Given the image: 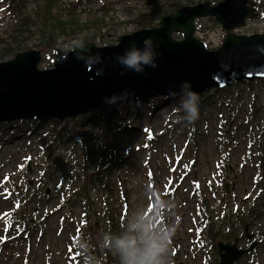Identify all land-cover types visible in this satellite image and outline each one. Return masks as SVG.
<instances>
[{
	"label": "rangeland",
	"instance_id": "rangeland-1",
	"mask_svg": "<svg viewBox=\"0 0 264 264\" xmlns=\"http://www.w3.org/2000/svg\"><path fill=\"white\" fill-rule=\"evenodd\" d=\"M70 3L73 0H67ZM223 0H193V3L210 2L211 4H218ZM150 0H74L72 5H77L80 9V23L82 25H90L95 19L103 21V25L100 30L92 28L89 32L82 31L70 39V43L64 42L60 49H66L67 47H83L86 42V35H94L96 40L102 45L115 44L124 36L131 35L135 32L141 31L140 24H129L139 18L140 14L148 15L150 11L157 9L156 6H149ZM184 6L187 5V1H183ZM109 7L111 11L105 13L102 9ZM34 5L28 6V12H32ZM253 9L259 11V16L255 20L256 22L249 21L248 25L242 29V32L246 35L264 32V0H256L253 5ZM128 23V24H127ZM201 24L212 25L213 20H202ZM17 27V21L12 15L4 14L0 17V57H4L5 61L14 58V52L17 49L7 52L3 50L7 43H11L9 35L13 33ZM39 44V38L36 37L25 43L26 49H34ZM51 53H44L43 65L41 69H50L53 65ZM47 61V62H45ZM236 88L230 94L226 95L230 98L233 104H244L251 101V93H255L259 96L257 101L258 116L257 119L264 120V87L254 86V91H250L249 88ZM224 96H219L213 100L214 106L211 107L210 119L213 132L208 137L204 150L208 154V157L202 152L195 159V172L191 177H188V181L199 180L202 178L208 179L209 166L212 169V160L217 159L216 152L213 151V142L215 141L214 129L215 123L218 121L219 113H224L226 110L223 108L216 109V104L223 103ZM151 102V101H150ZM173 104L164 110V112H154L148 109L147 105L142 104H128L127 108L122 109V106L110 112L98 110L96 114L80 117L78 120L66 121L50 124H39L34 130L30 125L22 124H10L7 126L0 125V188L8 189L13 192H26L27 183L30 180L32 187H37L38 183L45 190L49 191L48 199L41 206L38 202H34L32 205H28V201L22 204V208L32 207L35 210L31 213L27 209V217L31 218L33 225L36 220L37 229L28 239L13 240L9 239L5 242V245L0 249V259L4 264H73L71 260L72 250L67 249V246L71 247L73 235L75 233V224L68 222H62L59 224V220L66 214L77 216L78 222L83 221V206L81 203L77 204L70 209L60 210L54 214H50L49 218L41 224L40 219L45 215V211L55 209L62 203L60 189H76L77 181H83L85 176H89L91 172H99L112 162H119L122 165L119 167L117 177L112 179L107 194H112V200L108 202L112 211H121L123 207V201L121 197L122 189L126 191L129 198V214L131 222L135 224L142 216L149 202V193L147 187L150 182L155 184V187L159 184L162 189L163 183L165 184V177L168 176L169 165L164 158L160 155V148L156 146L161 142V152L167 153L171 150H175L176 145L181 147L182 143L190 137L185 128H170L165 132V122L169 123L176 117L175 105L182 106L180 100H172ZM144 104H148L144 103ZM183 109V108H182ZM245 107L242 106L241 114L245 113ZM178 117V116H177ZM175 118V120L177 119ZM129 120V123L127 122ZM160 119V120H159ZM174 120V122H175ZM19 130H17V128ZM244 129H239L240 138L244 137ZM190 132V131H189ZM87 133V134H85ZM136 134L137 136L129 134ZM85 134V135H84ZM149 135L155 137V143L152 144L155 148L149 146L144 149V142ZM58 136V137H57ZM56 138H59V145L55 148L57 152L62 151L65 155V165L61 171L50 170L52 162L50 155L45 152L48 151L49 146ZM63 138V139H62ZM169 139V140H168ZM70 141L68 146L67 142ZM144 147V148H143ZM243 146L241 145L234 154V160L243 153ZM178 153V150L174 151V154ZM187 157L186 162L190 158H194V149L191 147V155H185ZM230 165V163H229ZM233 167L237 166V162L232 163ZM30 167L29 175L26 177L22 173L23 167ZM153 171L154 179H147L145 172ZM255 170H247L237 177L240 180L238 188L227 189V207L221 205V208L216 209L218 213L227 209L230 213L228 203H233L236 200L241 206H245L243 195L251 190V176ZM77 176H72V174ZM9 176L10 178L7 180ZM64 177L65 181L61 187H57L59 178ZM234 176L231 175L229 179ZM43 178V180H42ZM41 179V180H40ZM11 180V182H9ZM39 180V181H38ZM45 180V181H44ZM106 182H104L105 184ZM66 187V188H65ZM154 187V189H155ZM120 188V189H119ZM41 189L40 193H42ZM27 193V192H26ZM191 190L186 194L181 195V199L178 202L177 212L174 227L175 235L173 237L174 244H169V253L165 257L169 264L174 262L175 264H204L201 261V251L192 245L193 233H189V229L192 228L191 217L195 215V201L194 197L190 195ZM220 193V197L222 196ZM0 195L2 191L0 190ZM103 189H93L91 192L90 201L92 208L90 209V215L92 217V224L90 234L92 237V244L87 248L92 252L95 258V264L108 263L103 248L106 247L105 235L100 228V220L104 210L106 209V200L104 198ZM238 196V199L235 197ZM190 196V197H189ZM211 195L212 204H216V200ZM33 195L31 196V198ZM29 200V198H27ZM190 202L188 203V200ZM36 201V198H35ZM8 206L3 207L5 210H13L15 208L14 202H7ZM2 211V210H1ZM197 211V210H196ZM22 214V212H20ZM93 213V215H92ZM173 217V215H172ZM234 221L236 219L234 218ZM177 222L180 225H177ZM221 224V223H220ZM227 224V223H225ZM62 226V230H67L68 234H64L59 237L57 229ZM226 227H224L225 229ZM38 231L43 232L42 237L38 235ZM241 236V234L239 233ZM39 239V240H38ZM57 240V242H55ZM1 243V239H0ZM244 246L247 245L246 241H243ZM31 247V251L25 252V247ZM181 247V251L172 257V249ZM76 251L75 245L72 246ZM85 247V249H87ZM70 250V251H69ZM191 250L190 254L189 251ZM39 251L43 254L40 257ZM99 252V254H98ZM97 253L98 256L95 254ZM63 255L68 256L69 260H65ZM110 261V260H109ZM109 264H112L109 262ZM244 264H250L249 260Z\"/></svg>",
	"mask_w": 264,
	"mask_h": 264
},
{
	"label": "water",
	"instance_id": "water-1",
	"mask_svg": "<svg viewBox=\"0 0 264 264\" xmlns=\"http://www.w3.org/2000/svg\"><path fill=\"white\" fill-rule=\"evenodd\" d=\"M253 0H225L185 7L162 19L157 29L119 39L117 46L88 44L58 51L54 69L40 71L41 53L29 51L0 62V122L77 118L102 106L192 91L198 95L233 82L264 79V35L232 33L255 18ZM212 17L231 34L218 51H209L195 37V21ZM182 34L183 41L174 39ZM139 50L152 54L142 72L128 69L118 58ZM185 85H190L186 88ZM147 95V96H145ZM221 247L223 264L243 255L235 246Z\"/></svg>",
	"mask_w": 264,
	"mask_h": 264
},
{
	"label": "trees",
	"instance_id": "trees-1",
	"mask_svg": "<svg viewBox=\"0 0 264 264\" xmlns=\"http://www.w3.org/2000/svg\"><path fill=\"white\" fill-rule=\"evenodd\" d=\"M184 0H153L151 4H157L158 9L151 12L150 15H142L140 17L144 22L146 28H152L158 21H161L169 13H174L178 9L183 7ZM34 2L35 10L32 15H26L21 17L19 26L14 29V32L10 35L13 44L18 45L19 51H23L25 48V41L38 37L44 49L55 51L59 47V42L62 39L70 37L72 34L77 33L80 30H89L90 25H82L80 19L77 17V9L72 8L69 10V19L64 20L60 11L66 9L65 6L60 7L58 0H10L9 3L16 6L18 11H22L26 8L27 3ZM189 5L193 4V0H187ZM58 10V14L53 13L54 9ZM100 22L92 24V27L98 28ZM14 49L12 44H9L4 50L7 52ZM16 50V51H17ZM16 51L14 53H16ZM4 57H0V60ZM107 231L112 237H119L128 232V226L124 224H117L112 222L108 226ZM133 234V233H132ZM229 235V234H228ZM228 235H223L228 236ZM215 237H212V242L215 241Z\"/></svg>",
	"mask_w": 264,
	"mask_h": 264
},
{
	"label": "clouds",
	"instance_id": "clouds-1",
	"mask_svg": "<svg viewBox=\"0 0 264 264\" xmlns=\"http://www.w3.org/2000/svg\"><path fill=\"white\" fill-rule=\"evenodd\" d=\"M120 63L128 69L142 72L140 67L151 65L155 67L152 54L148 51L134 50L125 57L118 58ZM188 88L190 85H185ZM186 113V120L195 122L200 115V97L197 93L188 91L182 103ZM138 233L139 235H133ZM169 239L163 234L155 233L151 224L146 223L144 217L140 222L128 227V232L119 237L106 236V245L114 250L119 257V264H169L165 257L169 253ZM83 264H89L85 258Z\"/></svg>",
	"mask_w": 264,
	"mask_h": 264
},
{
	"label": "bare ground",
	"instance_id": "bare-ground-1",
	"mask_svg": "<svg viewBox=\"0 0 264 264\" xmlns=\"http://www.w3.org/2000/svg\"><path fill=\"white\" fill-rule=\"evenodd\" d=\"M145 96H147V95H145ZM148 97V96H147Z\"/></svg>",
	"mask_w": 264,
	"mask_h": 264
}]
</instances>
